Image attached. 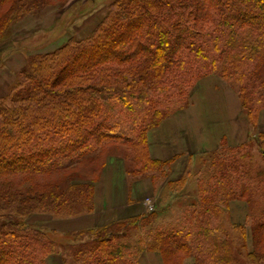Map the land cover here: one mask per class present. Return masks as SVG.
Instances as JSON below:
<instances>
[{
	"label": "trees",
	"instance_id": "obj_1",
	"mask_svg": "<svg viewBox=\"0 0 264 264\" xmlns=\"http://www.w3.org/2000/svg\"><path fill=\"white\" fill-rule=\"evenodd\" d=\"M66 1L0 0V34L10 19ZM29 65L0 98V264H48L55 255L64 264H135L145 251L159 252L165 264L191 256L195 264H239L238 254L246 264H264V209L252 225V252L245 233L235 252L223 218L232 200L252 204L259 191L264 168L257 164L253 176L249 140L190 153L185 172L170 178L181 155L154 158L148 139L214 73L236 88L242 113L257 127L264 0H113L87 38L70 39ZM258 136L264 163V132ZM113 148L132 164L129 175L162 188L160 208L73 232L29 222L35 214L93 213L90 182ZM179 199L187 201L181 216L163 223Z\"/></svg>",
	"mask_w": 264,
	"mask_h": 264
},
{
	"label": "rangeland",
	"instance_id": "obj_2",
	"mask_svg": "<svg viewBox=\"0 0 264 264\" xmlns=\"http://www.w3.org/2000/svg\"><path fill=\"white\" fill-rule=\"evenodd\" d=\"M112 1L113 0H93V3H91V1L87 0H68L61 4L40 7L37 10L31 9L30 12L28 14H25L24 16L14 17L10 19L4 32L0 34V98H6L7 96H9L14 84H16L22 72L27 71L30 67L29 61L33 59V57L40 54L54 52L65 45L66 42L70 39L81 41L87 38L106 17L109 12V4ZM262 76H264V71H262ZM208 77H211V79H209ZM205 83H207L208 85L203 91L200 89V87ZM213 85L216 88L213 89ZM224 89H231L237 95L240 102L241 114L245 117L246 114L245 112L242 113L241 101L237 94L236 88L234 86H231V84L225 81L220 75L214 73L207 75L199 80L192 93L190 94L189 105L187 108L172 113V115H170L168 118L173 116H180L181 114H183V116H193L196 113V99L198 98L204 101V106L206 108H208L209 106V100L211 102L210 107H212V105L214 107L216 105L218 106L219 104H216L218 103V100L220 102L224 100L223 97L225 95V92L222 91ZM198 90H201L202 94H200ZM221 91L223 93H221ZM198 95H201V97ZM262 115H264V111H262L260 115L257 127L251 126L252 134L250 135L249 139V151L253 152V154L256 155V158L252 159L253 163H249L252 165L251 172L253 173L254 177L257 176L256 172H254L256 171L255 168L258 167L257 164L264 168V163L259 152L260 148L258 146V134L259 132H264V128H260ZM175 122L180 123L179 121ZM201 152H195L194 154H199ZM121 155V151H115L114 148L112 149V151L107 152L104 159H102L104 164L99 168V171L94 176L95 181L90 182L93 183V186L95 188V205L93 213L76 215L73 218H59L49 214H35L31 218H29V222L40 224L42 226L49 227L61 232H73L83 229H89L92 227L103 226L114 221L111 220L102 222L98 220L97 222H94L93 219L97 220L96 216L98 215H109L114 211V213L121 211L119 213H121V215L124 214V212H122L124 207H119L117 209L114 208L113 211H110L111 207L106 202L100 204L98 208L96 204V202L98 201L97 197H99L98 199H100L101 196H105L108 192V187L109 189H111L112 187V191L115 192V197L117 196V198L120 197V190L122 191V188L126 189L127 192H129L128 197H131L133 196V192L131 188L129 189L128 183L131 186L132 182L134 181L148 178H134L129 175L127 170L131 169V167L133 166L132 164L128 163L129 168L127 169L128 164ZM188 161H190V159ZM257 181H259V183H257L256 187H259V191L256 192L253 199H251L253 203L249 204L245 199H234L230 202L227 211L225 210L226 212L223 216L225 222L224 225L230 233V242L232 243L237 254L238 249L239 252H241L242 245L244 244V238L241 237V233L247 234L245 238V242L247 243V251L252 252L254 250L255 242L252 225L255 224V222H260V218H262L261 210L264 209V173L263 177H261ZM75 182H82V180L75 179ZM86 182H89V180ZM98 183L103 185L102 189L97 188ZM159 190L160 191L157 192V194L149 192L143 194L140 198V204L142 205L141 207H144L143 203L146 202V199L152 198V200H154V203L156 202V206L160 208V196L162 188H160ZM186 202L187 201L182 199L172 201V207L170 209H166L163 212L162 222L171 223L174 220L176 221L185 209ZM165 206L167 208L168 203H166ZM147 211L148 210L146 209L144 213H146ZM92 214H94V218L91 216ZM88 217L89 220L86 219ZM90 217L92 218V220H90ZM235 225H240L242 227L236 229ZM143 258L144 253L140 256L135 264H140ZM190 258L195 264V257L191 256ZM238 258L240 261L239 264L247 263L246 256H240L238 254ZM52 261V264H64L61 255H55L52 258ZM65 262L66 264H76L73 259L69 258H66Z\"/></svg>",
	"mask_w": 264,
	"mask_h": 264
},
{
	"label": "crops",
	"instance_id": "obj_3",
	"mask_svg": "<svg viewBox=\"0 0 264 264\" xmlns=\"http://www.w3.org/2000/svg\"><path fill=\"white\" fill-rule=\"evenodd\" d=\"M211 77L208 78L211 79ZM207 85V83L201 85L200 89L204 91ZM214 88L216 87L213 85ZM201 90H198L200 94H202ZM222 91L225 92L224 100L221 102L218 100V103H216L219 104L218 106L214 107L212 105L210 107L211 102L209 100V106L206 108L204 101L198 98L196 99V113L193 116H183L181 114L180 116L170 117L164 120L162 125L149 131V146L154 158L165 160L178 154L181 155L172 166L170 178H177L185 172L190 153L218 149L222 145V142H227L230 146H239L250 139L252 128L248 120L241 114L240 102L237 95L231 89H224ZM222 91L221 93H223ZM198 96L201 97V95ZM261 119V127H259L263 129L264 115H262ZM175 121H179L180 123ZM128 185L129 189L131 188L133 192V196L128 197L129 192L122 188V191L120 190L121 195L117 198V196L115 197V192L112 191V187L111 189L108 187L106 195L101 196L100 199L97 197L98 201L96 202L97 208L100 204L106 202L111 207L110 211H113L114 208L124 207L122 211L124 214L121 215L119 213L121 211L117 213H114V211L109 215H98L96 216L97 220L93 219L94 222L98 220L107 222L118 218L143 214L147 209V203H143L144 207H141L140 198L142 195L146 192L157 194L160 191V188L155 189L150 178L137 180L132 182L131 186L129 183ZM97 188L102 189L103 185L98 183ZM91 216L94 218V214ZM86 219L89 220V217ZM52 262L50 258L48 264H52ZM140 264L165 263L159 252L145 251L144 258ZM184 264L194 263L188 257L184 260Z\"/></svg>",
	"mask_w": 264,
	"mask_h": 264
},
{
	"label": "built area",
	"instance_id": "obj_4",
	"mask_svg": "<svg viewBox=\"0 0 264 264\" xmlns=\"http://www.w3.org/2000/svg\"><path fill=\"white\" fill-rule=\"evenodd\" d=\"M149 203H151V202L149 201ZM150 208H151V209H153V208H154V207H153V205H152V203H151V206H150Z\"/></svg>",
	"mask_w": 264,
	"mask_h": 264
}]
</instances>
